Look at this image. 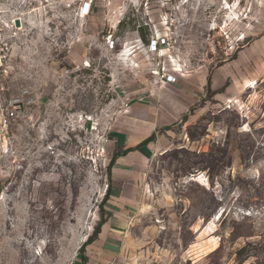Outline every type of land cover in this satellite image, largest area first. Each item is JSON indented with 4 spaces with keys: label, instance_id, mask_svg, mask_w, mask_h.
Masks as SVG:
<instances>
[{
    "label": "rangeland",
    "instance_id": "1",
    "mask_svg": "<svg viewBox=\"0 0 264 264\" xmlns=\"http://www.w3.org/2000/svg\"><path fill=\"white\" fill-rule=\"evenodd\" d=\"M132 119L158 142L106 264H264V0H0V264L81 260Z\"/></svg>",
    "mask_w": 264,
    "mask_h": 264
},
{
    "label": "crops",
    "instance_id": "2",
    "mask_svg": "<svg viewBox=\"0 0 264 264\" xmlns=\"http://www.w3.org/2000/svg\"><path fill=\"white\" fill-rule=\"evenodd\" d=\"M156 127V124L143 125L132 119L129 130L118 131L115 136V152L128 148L133 150L119 155L111 168L109 194L103 202L104 223L97 238L85 248L86 264L109 263L122 250L125 236L146 196L145 170L156 150L158 139L144 145L142 142ZM73 264H81V260L77 258Z\"/></svg>",
    "mask_w": 264,
    "mask_h": 264
},
{
    "label": "trees",
    "instance_id": "3",
    "mask_svg": "<svg viewBox=\"0 0 264 264\" xmlns=\"http://www.w3.org/2000/svg\"><path fill=\"white\" fill-rule=\"evenodd\" d=\"M143 39H144L145 41H147L145 36H143ZM208 84H211L210 79H209V81H208ZM154 138H155V134L149 136L148 138H146V139L142 142V145L149 143V142L152 141ZM131 150H133V149H132V148H128V149L123 150V151H117V152H114V154H113V156H112V159H111V161H110V163H109V168H108V178H109V181H110V179H111V168H112V166H113L114 163H115V159H116L119 155H121V154H125V153H127V152H129V151H131ZM109 189H110V187L107 189V192H106V194L104 195L103 202H104V200H106L107 197H108ZM103 223H104V217H103V211H102L100 221L97 223L96 227L94 228L93 233H92V234L86 239V241H85V242L81 245V247L79 248V253H78V255H79L80 258H81V264H86L87 257L85 256V248H86V246H87L88 244L92 243V242L97 238V236H98V234H99V232H100V229H101V226H102ZM242 252H243V251H241V254H242Z\"/></svg>",
    "mask_w": 264,
    "mask_h": 264
},
{
    "label": "built area",
    "instance_id": "4",
    "mask_svg": "<svg viewBox=\"0 0 264 264\" xmlns=\"http://www.w3.org/2000/svg\"><path fill=\"white\" fill-rule=\"evenodd\" d=\"M89 10H90V4H88V8L86 9V14L89 12ZM169 44H170V40L168 37L157 35L151 38L149 47L151 51H157L160 46L169 45ZM164 76L166 77V81L170 83H173L176 80L175 76L171 73H166Z\"/></svg>",
    "mask_w": 264,
    "mask_h": 264
},
{
    "label": "water",
    "instance_id": "5",
    "mask_svg": "<svg viewBox=\"0 0 264 264\" xmlns=\"http://www.w3.org/2000/svg\"><path fill=\"white\" fill-rule=\"evenodd\" d=\"M15 24L17 27H19L21 25L20 19H16Z\"/></svg>",
    "mask_w": 264,
    "mask_h": 264
}]
</instances>
